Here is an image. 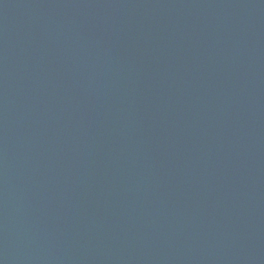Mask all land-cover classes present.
I'll return each mask as SVG.
<instances>
[{
	"label": "water",
	"instance_id": "95a60500",
	"mask_svg": "<svg viewBox=\"0 0 264 264\" xmlns=\"http://www.w3.org/2000/svg\"><path fill=\"white\" fill-rule=\"evenodd\" d=\"M0 264H264V0H0Z\"/></svg>",
	"mask_w": 264,
	"mask_h": 264
}]
</instances>
